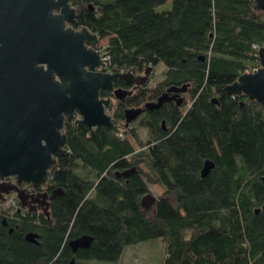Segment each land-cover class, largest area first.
<instances>
[{
    "label": "trees",
    "instance_id": "trees-1",
    "mask_svg": "<svg viewBox=\"0 0 264 264\" xmlns=\"http://www.w3.org/2000/svg\"><path fill=\"white\" fill-rule=\"evenodd\" d=\"M165 3L70 0L71 27L107 40L98 50L108 72L162 64L157 91L187 86L188 100L144 119L146 140L124 127L129 100L111 112L118 135L103 127L90 135L66 118L68 153L48 180L60 194L48 220L16 222L0 211V264H125L129 247L155 240L161 264H264V110L226 92L260 66L264 13L253 0H170L157 11ZM206 160L214 168L201 178ZM150 184L164 192L145 210L140 200ZM29 232L37 244L24 241ZM84 235L93 238L90 248L72 253L68 242Z\"/></svg>",
    "mask_w": 264,
    "mask_h": 264
},
{
    "label": "water",
    "instance_id": "water-1",
    "mask_svg": "<svg viewBox=\"0 0 264 264\" xmlns=\"http://www.w3.org/2000/svg\"><path fill=\"white\" fill-rule=\"evenodd\" d=\"M264 13V0H253ZM76 11L70 0H0V200L14 194L25 206L26 194L19 188L42 187L56 170L55 159L68 153L63 133L66 118L78 115L77 124L89 131L103 127L118 135L121 129L112 123L113 100L101 98V92L112 93L114 100L123 102L130 91L115 89L116 82L140 87L147 83L152 67L143 76L107 71V61L97 46L99 39L86 27L74 29ZM259 68L240 75L226 86L231 97H246L264 110V48L258 51ZM187 86L170 87L156 103L158 109L185 92ZM181 100H178V104ZM142 109L124 111L125 125L136 120ZM163 126V124H162ZM214 163L206 160L201 178L207 177ZM132 171L119 173L128 177ZM13 184L5 183L7 178ZM60 191L50 195L53 198ZM45 197V195H41ZM156 198L146 193L141 207L150 209ZM258 213V211H256ZM36 236L26 233L27 243L36 244ZM93 238L84 235L70 240L72 253L88 249ZM68 264H75L72 259Z\"/></svg>",
    "mask_w": 264,
    "mask_h": 264
},
{
    "label": "flooded vegetation",
    "instance_id": "flooded-vegetation-1",
    "mask_svg": "<svg viewBox=\"0 0 264 264\" xmlns=\"http://www.w3.org/2000/svg\"><path fill=\"white\" fill-rule=\"evenodd\" d=\"M145 72V71H144ZM144 72L136 73L133 71L134 76H143ZM155 72L151 70V72L148 74L147 77V83L144 86L136 87L135 86H125L121 83V86L115 87V89L122 88L124 90L130 91V95H128L123 102H118L114 100V96L112 93H105L107 96L103 97L104 99L110 98L113 100V109L117 103H125L126 101H130L129 105L125 107L126 109L129 108H135V109H142L141 115L134 120L132 123H130L127 127H125L127 130H134L135 126H140V123L150 116L152 112L158 111L159 109L167 106L172 105L174 107H180L184 103V101L188 100L187 95V89L183 93H179L177 96L174 93H169V99L168 101H165L162 106L158 109H149L146 107L147 104L150 103H156L158 98L166 92L168 88H165L164 91H157V85L154 87H150L149 84L154 78ZM160 83V82H159ZM104 93V92H103ZM178 100H181V103L178 104ZM124 110V111H125ZM113 111V110H112ZM76 119H78V115L74 116ZM162 130L166 132V128L164 127V122H162ZM124 125H125V117H124ZM57 161V158L55 159ZM54 173V172H53ZM52 174V173H51ZM51 174L46 179L45 185L42 187H28L25 185H21L19 188L26 194L25 199V206L21 207L20 202L13 197L11 200H8L7 197L12 196L14 194L10 193L9 195L3 196L2 201L0 200V211H6V218L12 221L20 222L18 219L19 217H25L29 216L30 218H39L43 217L48 220L50 216V202L53 198H50V195L52 192L57 190H51V188L48 186V180L51 176ZM5 183L13 184L14 179L12 177L7 178ZM60 194V193H59ZM41 195H45V197H42ZM1 205H5V208H1ZM19 216V217H18ZM4 217V216H3ZM5 218V217H4ZM1 225L5 228L7 226V222L5 219L1 220ZM17 225L14 226L16 229ZM12 232V228H8V233L10 234ZM36 236L35 241L37 244L38 234L34 232H29Z\"/></svg>",
    "mask_w": 264,
    "mask_h": 264
},
{
    "label": "rangeland",
    "instance_id": "rangeland-1",
    "mask_svg": "<svg viewBox=\"0 0 264 264\" xmlns=\"http://www.w3.org/2000/svg\"><path fill=\"white\" fill-rule=\"evenodd\" d=\"M170 8V0H167V3L157 8V11H163ZM107 40H101L98 43L97 48L102 49L106 46ZM164 69V66L162 64H158L155 69L153 70L155 72L154 78L150 82L149 86L154 87L159 82L162 81V71ZM136 133L142 140H146L147 134L146 131L141 128L140 126H135ZM135 149H137L136 145L133 144ZM149 192L156 198L163 194V189L158 184H150ZM14 195L7 197L8 200H11ZM5 205H1V208H5ZM163 257V247L162 244L158 241H148L141 244L134 245L132 247H129L124 256H123V263L125 264H161Z\"/></svg>",
    "mask_w": 264,
    "mask_h": 264
},
{
    "label": "built area",
    "instance_id": "built-area-1",
    "mask_svg": "<svg viewBox=\"0 0 264 264\" xmlns=\"http://www.w3.org/2000/svg\"><path fill=\"white\" fill-rule=\"evenodd\" d=\"M103 57H104V55H103ZM104 58H105V57H104ZM105 59H106V61H108V59H107V58H105ZM255 70H257V69H255ZM255 70H254V71H255ZM254 71H253V72H254Z\"/></svg>",
    "mask_w": 264,
    "mask_h": 264
}]
</instances>
